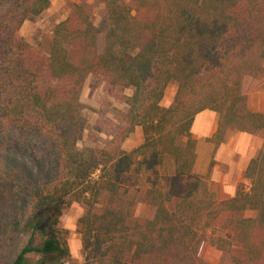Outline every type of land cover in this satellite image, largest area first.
<instances>
[{"label": "trees", "instance_id": "trees-1", "mask_svg": "<svg viewBox=\"0 0 264 264\" xmlns=\"http://www.w3.org/2000/svg\"><path fill=\"white\" fill-rule=\"evenodd\" d=\"M94 1L103 4L99 26L87 1L72 3L30 65L19 28L52 0H0V250L12 247L0 264H208L198 254L204 240L230 264H264V141L245 168L249 183L219 199L209 175L193 169L191 131L205 109L219 115L215 145L230 129L264 131L243 85L264 77V0ZM89 75L133 90L121 95L124 125L108 147H77ZM171 82L177 91L164 107ZM136 127L142 142L121 148ZM141 173L144 186L129 184ZM140 202L152 218L136 215ZM72 203L85 211L83 263L60 226ZM219 221L227 236L216 235Z\"/></svg>", "mask_w": 264, "mask_h": 264}, {"label": "rangeland", "instance_id": "rangeland-1", "mask_svg": "<svg viewBox=\"0 0 264 264\" xmlns=\"http://www.w3.org/2000/svg\"><path fill=\"white\" fill-rule=\"evenodd\" d=\"M87 1L91 6V20L95 26H99L103 4L94 0H52L49 9L44 11L34 22H24L19 28V34L28 42L29 50L27 63L30 65L39 64L44 56V50L40 46L45 36L50 35L53 27L66 18L68 10L72 3ZM129 2L131 0H128ZM99 46H103V34L98 37ZM264 82V77L252 78L244 76L243 85L244 92L255 93L263 90L258 88ZM83 93L80 101L83 105L82 115L86 118V130L84 136L77 143L78 148L85 147H108L111 140L116 138L121 133V128L124 123L120 120L118 111L126 110V105L121 101V95H131L132 89L118 87L113 88L106 84L104 77L89 75L84 82ZM177 91V84L169 83L162 97L161 105L166 107L170 105ZM264 135V131H263ZM143 132L141 127H136L135 131L129 137L121 141V148L130 150L138 146L143 140ZM146 174L141 173L139 176L132 175V180L129 184L144 186L146 184ZM247 185L249 182L243 178L240 182ZM239 184V183H238ZM84 207L78 203H72L64 210L61 216L60 226L67 231L66 239L70 254L73 259L78 262H85L88 256L81 251V237L78 232V221L84 214ZM154 208L140 202L136 206V215L141 219L152 218L154 216ZM254 213L247 212V216H252ZM219 221L216 225V235H225L226 231L219 230ZM234 247L237 245L234 243ZM12 247L3 248L0 250V263L12 257ZM198 254L203 261L208 264H230L228 254L218 250L211 245L208 240L201 241L198 246Z\"/></svg>", "mask_w": 264, "mask_h": 264}, {"label": "crops", "instance_id": "crops-1", "mask_svg": "<svg viewBox=\"0 0 264 264\" xmlns=\"http://www.w3.org/2000/svg\"><path fill=\"white\" fill-rule=\"evenodd\" d=\"M247 107L253 112H264V89L247 93ZM219 115L205 109L197 113L192 122L195 139V162L193 169L201 175H209V186L217 198L226 199L234 195L238 183L251 158L260 150L263 131L255 134L228 130L225 139L215 145L211 138L218 130Z\"/></svg>", "mask_w": 264, "mask_h": 264}]
</instances>
